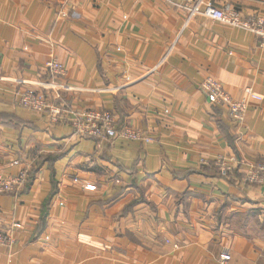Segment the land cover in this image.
Listing matches in <instances>:
<instances>
[{"label":"crops","instance_id":"0c3cea01","mask_svg":"<svg viewBox=\"0 0 264 264\" xmlns=\"http://www.w3.org/2000/svg\"><path fill=\"white\" fill-rule=\"evenodd\" d=\"M211 2L264 17V0ZM261 42L202 15L187 21L178 0H0V172L34 160L19 190L0 193V229L20 225L0 264H219L225 250L228 264H264V182L209 165L264 164ZM207 76L234 98L247 87L261 97L242 124L208 103ZM24 87L64 117L23 108ZM87 109L152 140L80 135L71 114Z\"/></svg>","mask_w":264,"mask_h":264},{"label":"built area","instance_id":"2783aa9c","mask_svg":"<svg viewBox=\"0 0 264 264\" xmlns=\"http://www.w3.org/2000/svg\"><path fill=\"white\" fill-rule=\"evenodd\" d=\"M169 1V0H166ZM179 5L187 12V21L193 17L202 15L223 24L248 29L261 37V46L264 48V17L243 16L239 12L225 4L221 8L216 7L211 0H178ZM48 73L55 80L65 73L62 63L56 59L46 62ZM26 83L24 80L22 81ZM207 101L212 106L223 107L230 119L237 125L243 123L249 100H261L251 88H244L239 98H234L225 91L222 84L211 76L205 77L201 84ZM19 104L28 110L47 113L52 122H57L64 117L63 108L56 105L51 98L34 88L24 87L18 91ZM71 121L75 132L83 136H91L95 139L122 138L126 140L141 141L148 143L152 140L144 132L131 126H116V117L109 110L87 109L73 112ZM13 164L19 166L14 175L0 172V193L19 190L25 183L34 160L24 161L21 158L13 159ZM214 166L223 175H232L234 170L242 168L244 181L248 183L264 182V164L255 162L243 163L236 156H217L212 160ZM202 164L207 159L201 160ZM19 223L14 222L8 229H0V245L12 248L16 243L14 230L19 228ZM230 254L223 251L219 255V264H228Z\"/></svg>","mask_w":264,"mask_h":264},{"label":"trees","instance_id":"16d2710c","mask_svg":"<svg viewBox=\"0 0 264 264\" xmlns=\"http://www.w3.org/2000/svg\"><path fill=\"white\" fill-rule=\"evenodd\" d=\"M209 165H212L213 167H215L213 163H211V164H209ZM216 169H217V168H216ZM217 170H218V169H217ZM33 171H34V169H33ZM33 171L30 169L29 174L32 173Z\"/></svg>","mask_w":264,"mask_h":264}]
</instances>
